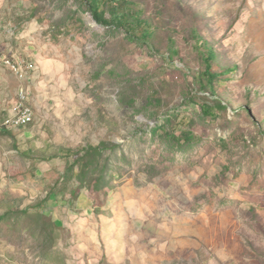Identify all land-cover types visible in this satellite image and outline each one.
Instances as JSON below:
<instances>
[{"label":"rangeland","instance_id":"obj_1","mask_svg":"<svg viewBox=\"0 0 264 264\" xmlns=\"http://www.w3.org/2000/svg\"><path fill=\"white\" fill-rule=\"evenodd\" d=\"M131 1L149 43L0 0V129L34 112L0 134V264H264V0Z\"/></svg>","mask_w":264,"mask_h":264},{"label":"trees","instance_id":"obj_2","mask_svg":"<svg viewBox=\"0 0 264 264\" xmlns=\"http://www.w3.org/2000/svg\"><path fill=\"white\" fill-rule=\"evenodd\" d=\"M86 6L88 11L91 13L92 17L101 25L112 26L122 32H124L127 37L132 41H141L149 43L152 34L151 24L143 18V10L136 9L134 6L137 5V2L131 0H86ZM197 47L199 53L202 57L203 62L206 65V70L201 76L208 79V83L212 85L213 79L216 75L212 70V61L215 58V51L208 47L202 39L196 37ZM177 53V50L174 48L170 49L171 57ZM235 67L230 71H234ZM214 93V92H213ZM219 108H224L222 104H218ZM204 112L206 114H213L211 107H204ZM0 134L8 135L14 138V133L11 129L6 126H2L0 129ZM115 145H100V146H87L83 147L80 151L84 152V155L79 156L75 163H80L85 158L89 156H94L101 154L104 150L114 148ZM50 197H46L44 200H41L40 203L32 206L31 208H38L39 206H46ZM25 214H28V210L23 211ZM9 214H4L0 216V222L5 221Z\"/></svg>","mask_w":264,"mask_h":264},{"label":"bare ground","instance_id":"obj_3","mask_svg":"<svg viewBox=\"0 0 264 264\" xmlns=\"http://www.w3.org/2000/svg\"><path fill=\"white\" fill-rule=\"evenodd\" d=\"M3 57L0 55V60H2ZM4 62L6 63H12V69L16 72L17 75L22 74L24 72V69L21 66H18L17 64L13 63L10 60H7L4 58ZM9 66V64H8ZM10 67V66H9ZM25 118H27L25 120ZM34 118V112L32 108L27 104V96L22 91L20 93L19 103L17 105V112L14 114L13 117L8 119L6 122V126L9 128H19L22 126H26L29 124Z\"/></svg>","mask_w":264,"mask_h":264},{"label":"built area","instance_id":"obj_4","mask_svg":"<svg viewBox=\"0 0 264 264\" xmlns=\"http://www.w3.org/2000/svg\"><path fill=\"white\" fill-rule=\"evenodd\" d=\"M4 64H9L10 67H12V63H4ZM13 68V67H12ZM27 118H25L26 120Z\"/></svg>","mask_w":264,"mask_h":264}]
</instances>
